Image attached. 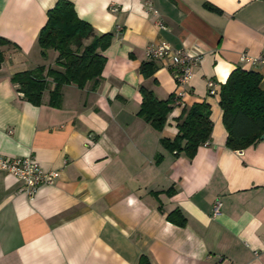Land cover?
Wrapping results in <instances>:
<instances>
[{
	"label": "crops",
	"instance_id": "1",
	"mask_svg": "<svg viewBox=\"0 0 264 264\" xmlns=\"http://www.w3.org/2000/svg\"><path fill=\"white\" fill-rule=\"evenodd\" d=\"M58 1L0 0V38L9 42L0 46V156L34 157L61 173L30 201L0 171V264H264V140L228 148L219 105L238 68L262 75L264 90V63L242 61L264 56V0H151L165 31L142 0H66L96 35L113 34L107 62L97 86H64L54 107L51 85L35 106L12 78L55 65L58 53L43 57L38 37ZM162 42L202 59L185 105L173 102L157 131L138 115L140 89L167 100L178 86L162 61H152L149 78L140 70L147 47ZM202 102L211 140L193 159L171 153L161 140L174 139L183 110ZM175 211L184 226L168 219Z\"/></svg>",
	"mask_w": 264,
	"mask_h": 264
},
{
	"label": "trees",
	"instance_id": "2",
	"mask_svg": "<svg viewBox=\"0 0 264 264\" xmlns=\"http://www.w3.org/2000/svg\"><path fill=\"white\" fill-rule=\"evenodd\" d=\"M207 7L220 13L212 6ZM112 39V33L96 35L91 25L79 19L72 3L59 0L49 10L47 23L38 37L43 57H47L49 50L58 53L55 65L19 72L12 80L24 99L35 106L42 104L44 93L53 85L50 105L57 107L62 100L64 86L75 85L83 89L90 82L95 86L99 84L107 62L103 52L110 47ZM6 44L9 42L0 38V46ZM2 62L0 51V67ZM155 70L154 63L150 61L143 64L140 71L145 78H149ZM261 82L262 75L259 73L238 68L221 86L219 105L228 132L226 145L232 150H244L264 136V90ZM140 94L142 105L138 115L152 128L162 131L175 97L159 100L153 91L145 87L140 89ZM177 128L175 138H164L161 144L171 153L184 154L193 159L199 148L211 140V106L202 102L185 108ZM168 219L180 226L186 222L179 211L171 213Z\"/></svg>",
	"mask_w": 264,
	"mask_h": 264
},
{
	"label": "built area",
	"instance_id": "3",
	"mask_svg": "<svg viewBox=\"0 0 264 264\" xmlns=\"http://www.w3.org/2000/svg\"><path fill=\"white\" fill-rule=\"evenodd\" d=\"M146 5L147 12L157 17L156 27L160 30H167L163 20L159 18V12L154 8L151 0H142ZM111 10L115 12L117 9L112 6ZM146 56L150 61H162L168 66L174 74L178 89L175 93V104L184 106L188 95L186 90L189 85L195 69L198 67L202 59L201 51H194L189 48L175 49L169 43L162 42L151 44L146 49ZM242 61L252 63H264V56L259 58H251L242 55ZM209 93L211 96L217 94L216 84L209 82ZM22 96V94H20ZM0 171L9 173L20 180L24 187L21 190L30 201L36 197L38 190L44 185H53L61 176L59 171H46L39 161L34 157H16L7 158L0 156ZM213 215L218 216L221 213V201L217 199L213 206Z\"/></svg>",
	"mask_w": 264,
	"mask_h": 264
},
{
	"label": "water",
	"instance_id": "4",
	"mask_svg": "<svg viewBox=\"0 0 264 264\" xmlns=\"http://www.w3.org/2000/svg\"><path fill=\"white\" fill-rule=\"evenodd\" d=\"M261 139L264 140V136H262Z\"/></svg>",
	"mask_w": 264,
	"mask_h": 264
}]
</instances>
